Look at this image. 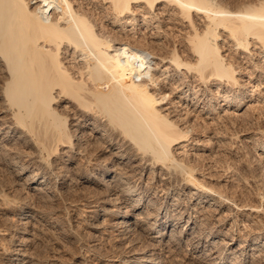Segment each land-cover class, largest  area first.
I'll return each mask as SVG.
<instances>
[{
  "label": "bare ground",
  "instance_id": "bare-ground-1",
  "mask_svg": "<svg viewBox=\"0 0 264 264\" xmlns=\"http://www.w3.org/2000/svg\"><path fill=\"white\" fill-rule=\"evenodd\" d=\"M96 9L114 29L112 37L105 33L107 28L101 20L97 22V15L93 16ZM164 21L171 24L170 28L175 26L187 33L184 50L176 45L168 48L170 44H166L161 30ZM141 28L148 34L135 35ZM225 51H235L239 58L247 56L244 62L249 71L243 73L242 61L234 60ZM263 65L264 0L240 8L220 0H0L1 93L16 121L9 119L4 127L12 133L22 125L28 128L49 155L60 145L78 148L90 128L106 144L104 152L113 161L112 166L102 167L101 172L108 177L102 180L108 187L126 186L129 193L134 187L127 184L129 179L123 174L126 171L118 168L120 164L126 170L132 167L136 153L142 165H150V169L160 163L166 164L162 166L165 169L172 163L173 171L193 188L192 206L217 201L213 188L208 191V186L195 175L194 165L175 157L173 145L189 139L194 126L183 125L173 114L177 101L172 93L180 92L182 86L174 85L172 81L176 80L170 72H191L196 80L215 84L222 91L224 104L233 106L239 104L243 95H254L256 89H245L244 75L255 78L257 71L256 86L261 85ZM185 95L178 97L186 101L188 93ZM62 103L65 105L61 107ZM118 140L128 144H119ZM260 150L264 154V144ZM76 156L91 162L95 149L84 145L74 151L73 159ZM99 165L97 169L103 163ZM44 182L42 179L39 183ZM197 226L195 219L189 232ZM214 236L208 232V252H216L219 258L212 264L227 259H232L231 264L259 262L261 245L254 240L249 249L242 241L238 246L229 241L220 250ZM21 247L17 250H23L22 255L15 249L9 252L11 264L16 260L24 262L28 257ZM129 254L124 258L125 264L161 263L147 253Z\"/></svg>",
  "mask_w": 264,
  "mask_h": 264
},
{
  "label": "rangeland",
  "instance_id": "rangeland-1",
  "mask_svg": "<svg viewBox=\"0 0 264 264\" xmlns=\"http://www.w3.org/2000/svg\"><path fill=\"white\" fill-rule=\"evenodd\" d=\"M220 1L240 8L259 0ZM99 14L93 12V16ZM97 16V22L101 20L107 28L105 33L113 36L112 26L102 20L104 17ZM169 24L164 21L165 30L161 29L166 44H170L168 48L176 45L184 50L187 33L175 26L170 28ZM141 29L135 35L148 34ZM232 52L229 54L234 60L242 61L240 69L246 73L247 56L239 58V53ZM263 68L264 65L262 71ZM1 71L0 124L8 123L9 119L15 123L9 102L1 93ZM173 72L170 74L176 81L172 82L180 84V92L184 91V94L172 93L174 100L180 101L173 114L183 125L194 126L189 139L173 145L175 157L194 165L195 175L208 186V191L213 188L211 192L216 194L217 201L202 202L197 208L192 206L190 189L193 188L173 171L172 163L165 169L164 163L150 169V165H142L136 153L135 164L128 171L123 164L118 168L120 172L126 171L123 174L126 173L127 184L134 187V193H127L126 186L121 184L108 187L103 181L108 177L101 169L112 166L113 161L104 152L106 144L90 128L83 134L78 148L60 145L49 155L28 128L19 126L13 134L3 124L0 125V264H11L8 258L13 249L23 254V250H17L20 243L25 244L21 248L28 257L24 262L16 260L15 264H125L128 254L134 252L157 257L159 264H212L219 258L216 252H208L209 231L216 235L220 250L229 241L235 246L242 241L249 249L254 240L261 245L259 256L263 258L255 264H264V154L260 150L264 144V76L261 85L256 86L257 71L253 73L255 78L244 75L245 89L256 92L253 96L243 95L239 104L232 106L224 104L222 91L215 84H204L191 72ZM185 92L186 101L180 100L178 96H184ZM183 143L186 145L181 147ZM84 145L95 149L91 162L80 155L73 159L74 151ZM98 165L101 168L97 169ZM42 179L45 182L39 183ZM195 219L198 226L189 232ZM231 260L220 263L231 264Z\"/></svg>",
  "mask_w": 264,
  "mask_h": 264
}]
</instances>
